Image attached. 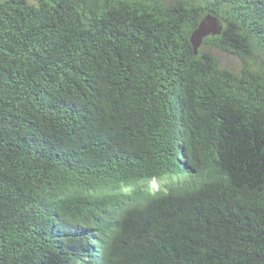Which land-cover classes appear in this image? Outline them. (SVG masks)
Here are the masks:
<instances>
[{"label":"trees","instance_id":"16d2710c","mask_svg":"<svg viewBox=\"0 0 264 264\" xmlns=\"http://www.w3.org/2000/svg\"><path fill=\"white\" fill-rule=\"evenodd\" d=\"M89 235L102 264H264V0H0V264Z\"/></svg>","mask_w":264,"mask_h":264},{"label":"water","instance_id":"95a60500","mask_svg":"<svg viewBox=\"0 0 264 264\" xmlns=\"http://www.w3.org/2000/svg\"><path fill=\"white\" fill-rule=\"evenodd\" d=\"M224 29L218 18L214 15L207 14L199 21L198 26L190 35V42L193 47L194 54L197 55L203 39L207 36L219 35Z\"/></svg>","mask_w":264,"mask_h":264},{"label":"clouds","instance_id":"9594fccd","mask_svg":"<svg viewBox=\"0 0 264 264\" xmlns=\"http://www.w3.org/2000/svg\"><path fill=\"white\" fill-rule=\"evenodd\" d=\"M207 15V14H206ZM213 15V14H211ZM205 16V15H204ZM203 16V17H204ZM215 16V15H214ZM202 19V18H201ZM203 43V42H202ZM202 45V44H201ZM201 47V46H200ZM153 180H157V179H152L150 181V183ZM155 188L154 189H158L159 187V183L158 180L155 184ZM149 188L150 184H149ZM153 188H151V190H154ZM127 191L129 189H126ZM106 208V207H105ZM80 245L84 248L87 249V255L81 258V264H102V260L100 258V251L99 248L96 246V243L94 242L93 238L89 235V236H84L82 241L80 242Z\"/></svg>","mask_w":264,"mask_h":264},{"label":"rangeland","instance_id":"374dc122","mask_svg":"<svg viewBox=\"0 0 264 264\" xmlns=\"http://www.w3.org/2000/svg\"><path fill=\"white\" fill-rule=\"evenodd\" d=\"M29 1L34 2V0H29ZM202 49L203 50H209L210 52L215 54L219 58L220 65L223 68L230 69V70H233L235 72H238L240 70L241 62H240V59L236 55L230 54L226 51L219 50V49L209 47V46H206V47L202 46ZM156 182H157V180H153L150 183V187L154 189L156 186L155 185Z\"/></svg>","mask_w":264,"mask_h":264}]
</instances>
